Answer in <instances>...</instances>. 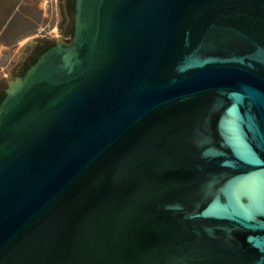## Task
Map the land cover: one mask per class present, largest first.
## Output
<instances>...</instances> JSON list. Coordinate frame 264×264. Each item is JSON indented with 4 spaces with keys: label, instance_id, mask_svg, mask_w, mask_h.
Masks as SVG:
<instances>
[{
    "label": "water",
    "instance_id": "water-1",
    "mask_svg": "<svg viewBox=\"0 0 264 264\" xmlns=\"http://www.w3.org/2000/svg\"><path fill=\"white\" fill-rule=\"evenodd\" d=\"M0 84V264H264V0H62Z\"/></svg>",
    "mask_w": 264,
    "mask_h": 264
},
{
    "label": "rangeland",
    "instance_id": "rangeland-1",
    "mask_svg": "<svg viewBox=\"0 0 264 264\" xmlns=\"http://www.w3.org/2000/svg\"><path fill=\"white\" fill-rule=\"evenodd\" d=\"M44 7L37 8L40 0H31V14L26 26L6 27L0 35V84L7 83L22 54L35 41H51L61 45L62 32L59 29L60 14L57 0H43ZM36 4V7H35ZM16 67V68H15Z\"/></svg>",
    "mask_w": 264,
    "mask_h": 264
},
{
    "label": "crops",
    "instance_id": "crops-1",
    "mask_svg": "<svg viewBox=\"0 0 264 264\" xmlns=\"http://www.w3.org/2000/svg\"><path fill=\"white\" fill-rule=\"evenodd\" d=\"M44 1L40 0L37 8H43ZM31 0H0V35L1 30L9 28H21L26 26L28 19L34 12L31 9ZM36 7V4H35Z\"/></svg>",
    "mask_w": 264,
    "mask_h": 264
},
{
    "label": "flooded vegetation",
    "instance_id": "flooded-vegetation-1",
    "mask_svg": "<svg viewBox=\"0 0 264 264\" xmlns=\"http://www.w3.org/2000/svg\"><path fill=\"white\" fill-rule=\"evenodd\" d=\"M57 5H58V10H59V14H60V22H59V29L61 32H63V28H64V24H65V15L62 11V0H57ZM41 41H46V40H41ZM34 46V45H33ZM33 46H30L28 49H26L24 51V53L22 54V57L20 58V60L18 61V63H24L25 61V58H26V55H27V52L33 47ZM17 63V64H18ZM17 64H16V67H17ZM15 67V68H16Z\"/></svg>",
    "mask_w": 264,
    "mask_h": 264
}]
</instances>
